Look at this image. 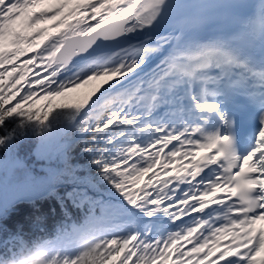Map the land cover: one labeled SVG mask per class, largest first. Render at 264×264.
Returning <instances> with one entry per match:
<instances>
[{
    "label": "snow or ice",
    "instance_id": "1",
    "mask_svg": "<svg viewBox=\"0 0 264 264\" xmlns=\"http://www.w3.org/2000/svg\"><path fill=\"white\" fill-rule=\"evenodd\" d=\"M34 68L44 75L30 78ZM69 93L78 98L54 102ZM54 112L81 118L97 169L95 179L65 169L84 185L65 198L79 194L76 206L109 222L74 228V253L17 230L0 264H264V0H0V147L11 121L44 126ZM13 199L0 194V219ZM137 213L168 224L110 223Z\"/></svg>",
    "mask_w": 264,
    "mask_h": 264
},
{
    "label": "trees",
    "instance_id": "2",
    "mask_svg": "<svg viewBox=\"0 0 264 264\" xmlns=\"http://www.w3.org/2000/svg\"><path fill=\"white\" fill-rule=\"evenodd\" d=\"M77 98L78 94H75L71 102ZM67 118V113L54 112L44 126L25 122L19 127V121L10 122L9 127L16 131L10 137V146L0 147V164L4 162L0 168L10 163V160L18 161L19 164L0 173L2 182L0 194L5 198L7 194L8 197L14 196L21 182L25 181L31 186V195L26 201H11L3 218L0 219L4 229L0 232V242L8 239L9 234L20 230L25 242L51 241L58 245L57 250L74 253L81 247L73 232L74 228L84 225L86 218H95L101 223L109 222L105 220L103 212L99 216L93 214L90 217V210L87 207L76 206L74 201L79 194L73 193L71 200L65 198V194L71 192L73 188L84 186L70 183L67 176H61L65 169L73 170L75 176L81 178L95 179L97 175L96 166L93 164L94 155L86 150L88 137L80 130V117L74 119L72 129L65 134L67 143L64 148L60 152L52 149L55 141L63 135L60 127L70 121ZM63 121L65 122L62 123ZM53 176L56 177L55 183H52ZM100 191H103V188H100ZM88 193L97 196V192L91 188L88 189ZM35 215H44V219L33 223ZM163 219L162 217L161 220L154 218L149 220L137 213L132 218L114 217L110 223L118 227L143 230L145 226L161 225ZM3 250L0 247V251Z\"/></svg>",
    "mask_w": 264,
    "mask_h": 264
},
{
    "label": "rangeland",
    "instance_id": "3",
    "mask_svg": "<svg viewBox=\"0 0 264 264\" xmlns=\"http://www.w3.org/2000/svg\"><path fill=\"white\" fill-rule=\"evenodd\" d=\"M154 57H155V56H154ZM154 57H151V58L148 59V61H147V65H148V62H150L151 59L154 58ZM148 67H151V66H148ZM37 72H38L39 75H41V76L44 75V71H43L42 68H39V69L34 68L33 71H32L31 73H29V77L32 78V77H33V74H34V73H37ZM37 91L39 92V89H37ZM81 91H83V90H81ZM75 94H78V93H69L68 96H67L66 98H57L58 101H56V102H68V103H71V99L74 97ZM18 100H19V97H17L16 100L11 101V103H12V104H15ZM45 103H47V102L44 101V100H40V99H38L37 102H36V104H35V107H38V108H39V107H42V105H44ZM67 119H69V116H68ZM67 119H66V120H67ZM66 120H65V121H66ZM65 121H63L62 123H64ZM73 125H74V119L70 120L69 122H67L66 124H64L62 127H60L61 134H63L61 137H59L60 140H65V138H64V137H66L65 134H68V133L70 132V130L72 129ZM63 132H64V133H63ZM59 139H57V140H59ZM60 140H59V141H60ZM57 146H58V145H57ZM57 146H55V148H57ZM10 161H12V160H10ZM3 163H4V162H2L1 164H3ZM1 164H0V165H1ZM20 194H23V192L21 191ZM20 194H18V195H20ZM8 195H9V194H7V197H8ZM18 195L16 194V197H14V199H17V196H18ZM154 219H156V220H161L162 217H155ZM186 219H187V218H186ZM161 223H162L161 225H164V226H167V224H168V222H167V220H166L165 218L161 221ZM145 227H146V226H145ZM140 230H141V229H140Z\"/></svg>",
    "mask_w": 264,
    "mask_h": 264
},
{
    "label": "water",
    "instance_id": "4",
    "mask_svg": "<svg viewBox=\"0 0 264 264\" xmlns=\"http://www.w3.org/2000/svg\"><path fill=\"white\" fill-rule=\"evenodd\" d=\"M138 37L136 36H129L127 38L121 39L118 42H106L103 40L98 39L96 44L93 46V53H112L120 47L126 46L130 43H133ZM20 189L24 192L23 195H19L17 199H27L29 198V191L28 188H25V184H23Z\"/></svg>",
    "mask_w": 264,
    "mask_h": 264
},
{
    "label": "bare ground",
    "instance_id": "5",
    "mask_svg": "<svg viewBox=\"0 0 264 264\" xmlns=\"http://www.w3.org/2000/svg\"><path fill=\"white\" fill-rule=\"evenodd\" d=\"M60 140V139H59ZM22 183V182H21ZM31 195V194H30ZM26 201V200H25Z\"/></svg>",
    "mask_w": 264,
    "mask_h": 264
}]
</instances>
